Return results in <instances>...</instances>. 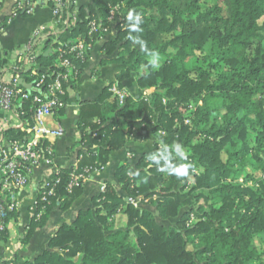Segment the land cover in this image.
<instances>
[{
	"label": "trees",
	"instance_id": "16d2710c",
	"mask_svg": "<svg viewBox=\"0 0 264 264\" xmlns=\"http://www.w3.org/2000/svg\"><path fill=\"white\" fill-rule=\"evenodd\" d=\"M78 10L69 35L37 58L44 86L28 90L22 84L25 90L47 97L48 83L65 70L57 47L79 35L88 38L92 19L115 30L103 45L110 58L100 64L117 62L124 69L97 99L82 102L78 127L87 150L75 167L60 168L49 179L60 181L48 202L41 200L47 187L41 188L35 208L41 216L33 218L23 242L53 210L70 208L82 194L84 179L69 188L72 173L103 170L140 129H151L156 154L121 164L95 209L64 222L33 260L14 262L264 264V0H89ZM109 32L100 27L93 44ZM67 56L76 68L64 84L58 119L66 113L69 90H80L90 59ZM132 75L146 93L128 94L121 104L110 88L114 82L123 88ZM23 77L30 83L36 78L28 72ZM19 105L31 121L35 103ZM5 134L29 136L18 127ZM17 215V209L9 211L7 223ZM8 238L9 229L0 231V240Z\"/></svg>",
	"mask_w": 264,
	"mask_h": 264
},
{
	"label": "crops",
	"instance_id": "0c3cea01",
	"mask_svg": "<svg viewBox=\"0 0 264 264\" xmlns=\"http://www.w3.org/2000/svg\"><path fill=\"white\" fill-rule=\"evenodd\" d=\"M88 1L78 0V5ZM15 3L16 0H2L0 8V76H4L15 59L16 51L25 45L34 29L44 27L48 31L55 25L56 19L49 2L40 0L32 14L24 10L17 12L14 9ZM68 35L69 32L62 34L64 37ZM114 37L115 34L107 33L93 44L88 66L81 76L80 90H69L66 113L60 119L55 116L48 118L49 125L62 126L64 134L50 142L54 151L51 162L34 167L28 185L21 190L18 215L9 222V238L0 240V262L14 259L23 262L36 258L48 249L52 236L64 222L75 220L81 210L95 209V200L103 192L106 182L116 183L115 172L121 164L127 161L136 164L142 156L156 154L155 136L151 129L137 130L125 147L111 154L103 170H96L85 177L83 192L70 208L53 210L48 222L43 227L36 228L27 243L23 242L33 218H36L35 209L31 206L37 200L45 182L60 168L75 167L80 152L87 150V146L80 143L82 132L78 127L82 102L97 99L104 88L116 80L117 74L124 69V66L117 62L100 64L103 58H110L104 52L103 45ZM122 89L135 96L145 92L139 87L135 75L124 81ZM18 122V117L0 108V126H18Z\"/></svg>",
	"mask_w": 264,
	"mask_h": 264
},
{
	"label": "built area",
	"instance_id": "2783aa9c",
	"mask_svg": "<svg viewBox=\"0 0 264 264\" xmlns=\"http://www.w3.org/2000/svg\"><path fill=\"white\" fill-rule=\"evenodd\" d=\"M45 1L52 6L56 19L55 25L48 31L44 27L34 29L25 45L16 51L15 59L4 76H0V108L19 118L18 126L9 127H18L29 134L26 139L21 137L12 139V137L5 134V130L9 127L0 126V231L8 229L7 214L9 211L19 208L21 190L28 185L34 167L52 160L54 152L52 144L42 147L41 140L51 142L52 139H57L64 134V128L62 126H50L48 118L55 116L56 110L64 105L62 98L67 92L64 84L69 81V75L76 68V65L67 55L86 57L90 54L93 46L92 35L100 27L104 32H109V26H102L97 19H92L89 23V39L84 35H79L71 42L65 41L57 47L60 51V65L65 70L58 73L48 83L47 97L44 98L40 93L28 92L21 83V79H24L23 73L28 72L30 76L36 77L32 84L36 89H42L46 81V75L39 76L38 68L40 65L37 58L48 50V46L51 49L62 34L70 32L71 28L80 19L78 0ZM39 3L40 0H16L14 9L17 12L24 10L28 14H32ZM116 9L113 8V11H110L108 18L110 21L115 18ZM110 90L119 97L120 103L123 104L125 97L128 95L126 90L121 89L116 82L112 84ZM28 99L35 103L31 121L19 105L20 102ZM82 179H85L84 174L72 173L69 188L71 189L74 185H77ZM59 181L60 179H57L55 183L57 184ZM55 183L45 182L44 186L47 189L42 191V201L48 202L49 196L55 194ZM131 200L135 206L139 205L138 201ZM38 202L37 198L31 206L32 209L37 207ZM40 216L41 212L36 214V218ZM0 264L16 263L12 260H5Z\"/></svg>",
	"mask_w": 264,
	"mask_h": 264
},
{
	"label": "rangeland",
	"instance_id": "374dc122",
	"mask_svg": "<svg viewBox=\"0 0 264 264\" xmlns=\"http://www.w3.org/2000/svg\"><path fill=\"white\" fill-rule=\"evenodd\" d=\"M113 8H117L118 9V6H115V7H113ZM112 8V9H113ZM111 9V11H113ZM117 9H116V15H115V18L111 21V23H112V25H116L117 24V20H116V17H117ZM111 13V12H110ZM106 27H108V26H106ZM110 28V27H109ZM109 33H111V34H115V30L114 31H111V32H109ZM152 60H154L155 62H157L158 64H160L161 63V58H152ZM122 89V88H121ZM152 89H150V90H147V92H150ZM144 93H146V91L144 92ZM128 94V93H127ZM86 177V176H85ZM244 175H239L238 176V180L240 181V182H243L244 181ZM105 188H106V186H105ZM105 190V189H104ZM103 190V191H104ZM195 221H197V219L193 216L192 217V220H191V222H195ZM165 224H170V222H168V221H165Z\"/></svg>",
	"mask_w": 264,
	"mask_h": 264
},
{
	"label": "water",
	"instance_id": "95a60500",
	"mask_svg": "<svg viewBox=\"0 0 264 264\" xmlns=\"http://www.w3.org/2000/svg\"><path fill=\"white\" fill-rule=\"evenodd\" d=\"M51 51V49H48L45 54H48ZM21 83L23 84V86L28 89V90H37L32 83H28L26 82L24 79H21Z\"/></svg>",
	"mask_w": 264,
	"mask_h": 264
},
{
	"label": "clouds",
	"instance_id": "9594fccd",
	"mask_svg": "<svg viewBox=\"0 0 264 264\" xmlns=\"http://www.w3.org/2000/svg\"><path fill=\"white\" fill-rule=\"evenodd\" d=\"M137 23H138V20H137Z\"/></svg>",
	"mask_w": 264,
	"mask_h": 264
}]
</instances>
